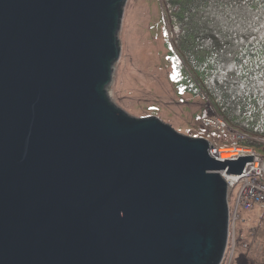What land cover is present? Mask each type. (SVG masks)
I'll return each mask as SVG.
<instances>
[{"label":"water","instance_id":"water-1","mask_svg":"<svg viewBox=\"0 0 264 264\" xmlns=\"http://www.w3.org/2000/svg\"><path fill=\"white\" fill-rule=\"evenodd\" d=\"M125 0H0V264H220L206 137L109 98Z\"/></svg>","mask_w":264,"mask_h":264},{"label":"rangeland","instance_id":"rangeland-1","mask_svg":"<svg viewBox=\"0 0 264 264\" xmlns=\"http://www.w3.org/2000/svg\"><path fill=\"white\" fill-rule=\"evenodd\" d=\"M122 11L117 32L120 54L107 85L111 101L131 115L154 114L181 133L222 144V136L201 122L207 111L215 113V104L206 93L193 91L198 73L178 45L174 13L166 0H125ZM240 142L264 154L262 143ZM237 186L227 198L232 213ZM230 231L229 248L220 264H264V223L259 221L258 208L236 210Z\"/></svg>","mask_w":264,"mask_h":264},{"label":"trees","instance_id":"trees-1","mask_svg":"<svg viewBox=\"0 0 264 264\" xmlns=\"http://www.w3.org/2000/svg\"><path fill=\"white\" fill-rule=\"evenodd\" d=\"M166 2L198 73L194 93L209 95L231 125L264 135V0Z\"/></svg>","mask_w":264,"mask_h":264},{"label":"built area","instance_id":"built-area-1","mask_svg":"<svg viewBox=\"0 0 264 264\" xmlns=\"http://www.w3.org/2000/svg\"><path fill=\"white\" fill-rule=\"evenodd\" d=\"M210 106L212 107V104H210ZM213 110L215 109L213 108ZM201 122L204 126L211 129V131L213 129L217 134L222 136V140L220 142L222 144H219L218 146L213 143L212 148H210L209 151L212 155L220 158L219 148L221 147L231 149L230 151L232 152V155L227 159H236L239 155H252V160L246 162L244 169L240 174L222 172L223 177L225 175L232 176V179L229 181L224 177L227 183V195L229 194V190L231 188L238 185L234 196L233 213L229 207L227 238L230 234L231 238L232 232L230 229L236 210L254 211L258 208L259 221L264 223V154L258 153L251 145L240 142V140L260 142L262 143V149L264 150V135L253 134L243 130L242 128L231 125L225 117L216 113V111L214 114H209L207 111V113L201 117ZM209 141L212 143L210 139ZM226 248L227 250L229 248L227 242L225 250Z\"/></svg>","mask_w":264,"mask_h":264},{"label":"bare ground","instance_id":"bare-ground-1","mask_svg":"<svg viewBox=\"0 0 264 264\" xmlns=\"http://www.w3.org/2000/svg\"><path fill=\"white\" fill-rule=\"evenodd\" d=\"M230 150L231 149H229L227 147H221V148H219V156H220V158L221 159H225V158L227 159L228 157H230L232 155V152ZM224 177L228 181L232 179V176L231 175H225Z\"/></svg>","mask_w":264,"mask_h":264}]
</instances>
